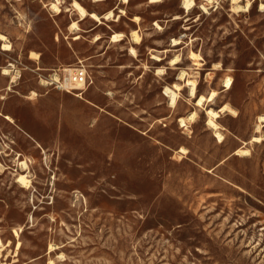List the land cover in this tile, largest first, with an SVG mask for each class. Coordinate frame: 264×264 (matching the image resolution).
<instances>
[{"label":"rangeland","instance_id":"rangeland-1","mask_svg":"<svg viewBox=\"0 0 264 264\" xmlns=\"http://www.w3.org/2000/svg\"><path fill=\"white\" fill-rule=\"evenodd\" d=\"M187 1L0 0V264H264V0Z\"/></svg>","mask_w":264,"mask_h":264},{"label":"bare ground","instance_id":"bare-ground-1","mask_svg":"<svg viewBox=\"0 0 264 264\" xmlns=\"http://www.w3.org/2000/svg\"><path fill=\"white\" fill-rule=\"evenodd\" d=\"M52 3V2H51ZM189 3H188V1L186 0V3H185V5L187 6ZM52 5V7H55L56 9H57V7L55 6V4H51ZM49 6V5H48ZM73 6L75 7V9H77V11L79 12V14L81 15V17H84L85 15H86V11H85V9L78 3V2H76V1H74V3H73ZM50 8V7H49ZM55 10V9H54ZM55 12V11H54ZM112 11H109V12H107L105 15H104V18L105 19H107V18H109L111 15H112V13H111ZM91 18H93L96 22H99V23H101V20H100V18H99V16H97L95 13H92L91 15ZM72 25H74V23L72 24ZM3 39H5V36L3 35V34H1L0 33V40H3ZM120 38H118V35L116 34V35H113V36H111V41H117V40H119ZM2 46H4L5 47V49H8L9 48V44L8 43H3V45ZM2 73L4 74V75H7V74H9L10 73V70L7 68V69H3L2 70ZM15 76V75H14ZM13 77V76H12ZM12 79V78H11ZM10 79V81H13V79L11 80ZM226 80V79H225ZM229 80L230 79H227L226 80V84H225V86L226 87H229ZM192 81V80H191ZM192 85H191V92L193 93V90H194V82H192L191 83ZM174 87L175 88H178V85L177 84H174ZM165 92L166 93H168L169 94V96H170V102H171V106H173L174 105V103H175V100H176V93H175V91L174 90H172L171 88H169V87H166L165 88ZM31 96H29V98H32L34 95H36V93H35V91H32L31 92V94H30ZM214 95V92H211L210 93V95H209V97H207V99H210V98H212V96ZM168 96V95H167ZM201 101H202V97H199L198 99H197V104H199V103H201ZM225 106H223L222 108H224ZM207 114H208V124H209V126L211 127V128H213L214 130H215V135L217 136V138H218V140H220L221 138H222V135L218 132V131H216V129H217V124L214 122V118L215 117H217V112L216 111H214V110H211V109H208L207 111ZM194 114L195 113H192L190 116H189V119H193V117H194ZM5 117V119L6 120H8L9 122L11 121V118L9 117V116H4ZM262 120H264V119H262ZM179 122H180V125L181 126H185L186 124H185V121H184V118H179ZM188 124V123H187ZM261 124V123H260ZM260 124H258L257 126H256V128L257 129H259L260 128ZM253 140H256V141H259L260 140V137L259 136H255L254 138H253ZM243 151H246V150H243ZM242 151V152H243ZM18 181H20L21 183H25L26 182V179H25V176L24 175H22V174H20L19 175V177H18ZM49 264H52V262L50 261L49 262Z\"/></svg>","mask_w":264,"mask_h":264},{"label":"built area","instance_id":"built-area-1","mask_svg":"<svg viewBox=\"0 0 264 264\" xmlns=\"http://www.w3.org/2000/svg\"><path fill=\"white\" fill-rule=\"evenodd\" d=\"M47 84L48 83H55L57 86V80H52L47 78ZM87 74L86 70L83 67V65L75 66L73 68L68 69L66 72V76L63 78V82L65 84L74 83V84H85L87 82ZM60 86V82L58 84Z\"/></svg>","mask_w":264,"mask_h":264},{"label":"crops","instance_id":"crops-1","mask_svg":"<svg viewBox=\"0 0 264 264\" xmlns=\"http://www.w3.org/2000/svg\"><path fill=\"white\" fill-rule=\"evenodd\" d=\"M86 14H89V16H90L92 13H87V12H86ZM96 15H97V14H96ZM85 16H86V15H85ZM85 16H84V17H85ZM97 16H98V15H97ZM84 17H81V18H84ZM90 17H91V16H90ZM92 19H93V18H92ZM93 20H94V19H93ZM117 41H118V40H117Z\"/></svg>","mask_w":264,"mask_h":264}]
</instances>
